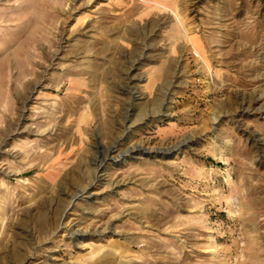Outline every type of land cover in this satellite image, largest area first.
Instances as JSON below:
<instances>
[{
	"label": "rangeland",
	"instance_id": "rangeland-1",
	"mask_svg": "<svg viewBox=\"0 0 264 264\" xmlns=\"http://www.w3.org/2000/svg\"><path fill=\"white\" fill-rule=\"evenodd\" d=\"M0 264H264V0H0Z\"/></svg>",
	"mask_w": 264,
	"mask_h": 264
}]
</instances>
